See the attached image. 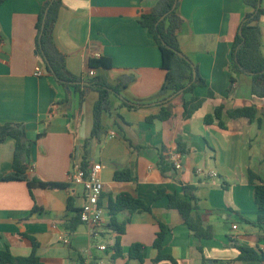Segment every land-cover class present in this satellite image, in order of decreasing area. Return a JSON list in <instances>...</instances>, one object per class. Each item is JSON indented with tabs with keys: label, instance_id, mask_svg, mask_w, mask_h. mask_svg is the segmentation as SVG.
<instances>
[{
	"label": "crops",
	"instance_id": "1",
	"mask_svg": "<svg viewBox=\"0 0 264 264\" xmlns=\"http://www.w3.org/2000/svg\"><path fill=\"white\" fill-rule=\"evenodd\" d=\"M48 1L6 0L0 5V125H25L31 142L29 179L39 177L68 187L34 189L32 195L25 181H0V250L30 255L33 243L24 236L28 235L39 243L37 255L43 264H172L155 262L154 242L163 224L168 229L164 253L178 264H264L240 260L236 247L264 253V220L259 218L264 212L254 195L255 184L264 182V98L252 95L248 74H239L233 92L228 91L235 35L252 8L245 0L180 1L184 19L180 47L199 66L208 86L167 100L160 95L167 77L161 51L139 23L157 0H62L53 38L65 57L67 71L89 79V60L109 58L113 66L95 69V76H105L112 85L127 82L120 95L112 93L117 102L112 105L111 100V110L103 115V133L88 147L90 163L102 166V223L91 229L81 222L70 231L67 225L82 210L86 195L83 185L69 183L68 177L75 151L91 134L93 112L92 118L86 112L94 108L98 93L83 88L81 99L79 91L71 88L68 93L47 71L37 50V23ZM260 26L264 52V16ZM210 89L214 98L208 96ZM194 95L205 98V103L190 119H184L182 101ZM123 100L137 108L122 105ZM219 105L225 106L224 129L217 122H204L205 115ZM252 105L259 110L261 123L231 119L226 113ZM163 107L170 109V118L147 121ZM179 137L187 146L183 154L177 150ZM15 147L16 140L10 136L0 144L1 172L13 170ZM172 154L178 155L182 168L164 174L161 157L171 161ZM122 170H129L134 179L116 180V172ZM251 171L260 180L251 183ZM186 185L196 188L198 208L193 215L212 228V239L196 237L180 212L169 208L168 197H159L165 189L188 200ZM122 193L141 199L152 212L118 213L117 222L125 226V232L118 234L109 226V203ZM35 205L40 209L33 213ZM117 237L123 252L115 258ZM137 243L145 247L143 260L129 256L130 247Z\"/></svg>",
	"mask_w": 264,
	"mask_h": 264
},
{
	"label": "trees",
	"instance_id": "2",
	"mask_svg": "<svg viewBox=\"0 0 264 264\" xmlns=\"http://www.w3.org/2000/svg\"><path fill=\"white\" fill-rule=\"evenodd\" d=\"M6 0H0V5ZM181 0H157L155 6L148 14L141 15L139 23L146 28L157 42L162 54V67L167 72L166 80L160 90V95L163 99L171 96H181L186 93H193L197 87H207V81L202 77L199 66L196 65L187 55H185L180 47L179 32L183 26L184 19L179 13V5ZM262 0H245V4L252 8V11L247 13L242 20L237 33L235 35L232 60L229 67L232 77L228 88L229 93L233 92L239 74H248L251 77V91L252 95L258 98H264V52L263 37L261 31V18L264 16V7L259 6ZM62 6V0L48 1L37 23L38 37L37 50L42 56L47 71L51 73L57 81L62 84L70 93L71 88L80 92L81 99L84 98L85 91L83 88L94 90L98 93V99L93 108V128L90 136L85 140L83 146L75 151L73 161L78 159L81 169L88 174L90 165V156L88 147L92 140L100 138L103 133V115L111 110V95L116 93L118 95L127 87V82L121 80L118 84L112 85L103 75L94 76L89 79L77 77L67 71L64 55L57 48L53 33L55 23L58 19L59 10ZM113 66L112 60L109 58H91L89 60L90 69H109ZM197 72V77L194 80L193 73ZM134 78L131 77L128 82ZM191 83L190 86H188ZM210 98L215 97V93L210 89L208 92ZM174 97V98H175ZM69 98L65 101H68ZM205 103V98L193 96L190 100H183V118L190 119L197 111H199ZM122 105L136 109L135 104L127 100H123ZM225 113V106L219 105L215 108L213 113L205 115L204 122L207 125L215 122L221 128H226L223 121ZM231 119L247 118L251 122H262V118L258 117L259 110L255 105L244 106L226 111ZM264 118V111L262 112ZM171 117V111L168 108H162L160 114L151 115L147 118L148 122H153L155 119L167 120ZM13 137L16 140V147L14 153L13 170L9 173L0 171V181H25L31 192L34 189H66L68 184L60 182H51L42 180L39 177L29 179L27 176L28 163L31 157V142L27 140L26 127L22 123H4L0 125V144H2L7 137ZM40 137V135H39ZM178 152L183 154L187 151V146L179 137L177 140ZM77 153H80L77 157ZM161 171L165 174L171 168H174V163H171L165 157H161L160 163ZM249 180L255 183L260 180L259 175L250 172ZM116 180H133L134 177L129 170L118 171L115 174ZM195 186L186 185L184 191L188 200L178 198L175 194L167 193L165 189L159 192V197H168V206L171 209H176L183 217L185 224L200 240L212 239L214 237L213 230L210 226L205 227L200 218L194 217L193 211L198 208V197L195 194ZM33 195V194H32ZM255 202L261 212H264V182L255 184ZM40 209L35 205L32 212ZM128 210L134 212H152L151 206L146 204L141 199L135 198L128 193H122L117 196L115 201H110L109 212L111 214L110 228L118 234L125 232V226L117 222L116 216L118 213ZM260 221L264 220V215H260ZM81 210L76 213L74 218L67 228L70 231L76 230L81 223ZM167 227L160 224V231L157 233L154 247L158 251L155 259L156 263L164 260L170 261L172 264H178L177 261L170 255L164 253V240L167 234ZM33 243L32 253L28 256H16L9 249L0 250V264H43L41 258L37 255L39 243L35 238L29 237ZM119 237L115 242L113 250L114 257L122 255V248L120 246ZM240 251V260H259L264 261V253H259L253 248L236 246ZM144 245L134 244L130 247L129 256L133 259L143 260Z\"/></svg>",
	"mask_w": 264,
	"mask_h": 264
},
{
	"label": "built area",
	"instance_id": "3",
	"mask_svg": "<svg viewBox=\"0 0 264 264\" xmlns=\"http://www.w3.org/2000/svg\"><path fill=\"white\" fill-rule=\"evenodd\" d=\"M89 75L91 77L95 76V71L89 69ZM170 160L174 163L177 169H181L182 166L178 159V155L172 154ZM101 169L102 166L99 164H91L88 168V174L81 169L78 159L73 161L71 171L69 173V183L81 184L84 187L86 202L81 210V221L89 224L91 229H94L101 225L103 209L100 207L99 202L100 198L104 191V183L101 179ZM211 175L217 176L216 173ZM237 228V225H234V229ZM68 243V240H65ZM105 249L104 246L100 247Z\"/></svg>",
	"mask_w": 264,
	"mask_h": 264
},
{
	"label": "rangeland",
	"instance_id": "4",
	"mask_svg": "<svg viewBox=\"0 0 264 264\" xmlns=\"http://www.w3.org/2000/svg\"><path fill=\"white\" fill-rule=\"evenodd\" d=\"M90 95L97 96V94H95V93H92ZM111 100H112V105H115V103L117 102V98L115 96H112ZM92 112H93V109L90 106V110L88 112H86L88 114V118L89 117L92 118Z\"/></svg>",
	"mask_w": 264,
	"mask_h": 264
},
{
	"label": "water",
	"instance_id": "5",
	"mask_svg": "<svg viewBox=\"0 0 264 264\" xmlns=\"http://www.w3.org/2000/svg\"><path fill=\"white\" fill-rule=\"evenodd\" d=\"M259 6H261V3H259ZM193 76H194L193 79L195 80L196 77H197V72H196V71H194ZM190 85H191V83H190L188 86H190ZM173 96H174V95H173ZM173 96L169 97L167 100L171 99Z\"/></svg>",
	"mask_w": 264,
	"mask_h": 264
}]
</instances>
